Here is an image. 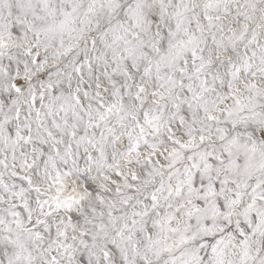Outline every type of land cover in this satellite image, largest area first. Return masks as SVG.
<instances>
[{
    "label": "snow or ice",
    "instance_id": "snow-or-ice-1",
    "mask_svg": "<svg viewBox=\"0 0 264 264\" xmlns=\"http://www.w3.org/2000/svg\"><path fill=\"white\" fill-rule=\"evenodd\" d=\"M0 264H264V0H0Z\"/></svg>",
    "mask_w": 264,
    "mask_h": 264
}]
</instances>
